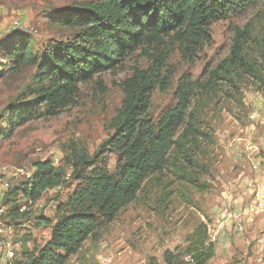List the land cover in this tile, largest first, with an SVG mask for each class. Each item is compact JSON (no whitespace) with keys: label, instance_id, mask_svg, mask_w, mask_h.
I'll use <instances>...</instances> for the list:
<instances>
[{"label":"rangeland","instance_id":"1","mask_svg":"<svg viewBox=\"0 0 264 264\" xmlns=\"http://www.w3.org/2000/svg\"><path fill=\"white\" fill-rule=\"evenodd\" d=\"M97 1L0 0V244L11 242L12 264L32 263V256L51 236L52 226L44 225V219L55 224L70 213L67 204L87 186L86 175L95 168L116 172L122 157L107 141L115 133L122 108V84L136 70H148L153 64L139 50L115 71L80 85L74 103L58 116L47 117L41 111L26 122L14 119L17 109L26 113L35 99V76L45 54L65 47L80 33L61 26L58 17ZM237 31L247 34L240 62L233 64ZM23 37L30 43L34 62L16 67L4 46ZM150 52L160 55L163 64L152 79L146 126L157 135L161 123L175 112L190 126L168 134L162 148L150 150L156 153L153 161L158 159L160 170L147 175L136 199L111 223L99 219L98 241L85 242L67 264H102L105 258L109 264H167L168 250L188 261L187 238L202 223L208 225L215 245V257L208 264L250 263L252 246L244 251L233 242L237 251L226 258L223 232H216L225 203L233 202L241 211L237 194L245 191L246 181L251 182L244 193L252 201L256 175L264 166V0H251L241 12L212 24L202 38L172 34ZM97 152L96 166L80 165L75 173L71 164L75 155L92 159ZM47 160L64 170L65 179L57 188L43 191L42 209L25 193L7 199ZM4 168L24 175L14 180ZM256 217L247 219L245 226Z\"/></svg>","mask_w":264,"mask_h":264},{"label":"trees","instance_id":"2","mask_svg":"<svg viewBox=\"0 0 264 264\" xmlns=\"http://www.w3.org/2000/svg\"><path fill=\"white\" fill-rule=\"evenodd\" d=\"M251 0H98L95 3L68 9L58 17L61 26L79 29L73 42L56 51H48L38 64L35 76V99L25 113L19 108L14 119L20 122L33 119L44 111V116L56 117L74 103L79 86L95 76L115 71L128 57L139 50L153 60L148 70H136L122 84L124 100L118 112L113 148L121 154V162L114 174L104 168H95L84 181L87 186L78 189L67 204L68 215L51 224L48 242L31 264H67L88 240L98 241L99 219L106 224L133 202L147 175L160 170L158 159L153 161V148H162L168 134H175L185 125L176 112L161 123V132L155 134L146 126L153 93V77L163 64L160 55L150 50L159 46L172 34L192 33L202 38L208 28L231 13L244 10ZM247 31H237L233 48V64L240 62ZM8 59L16 67L34 62L30 43L20 39L4 46ZM222 68V66L220 67ZM26 114V115H24ZM14 120V121H15ZM12 121L10 126L16 125ZM99 153L71 161L75 173L80 165L93 168L99 163ZM70 163V161L68 160ZM65 179L62 168H55L47 160L37 166L31 180L21 183L6 196L25 193L34 203L47 189L60 186ZM10 191V190H9ZM187 261L172 251H166L167 264H208L215 257V245L210 241L208 225L200 224L187 238Z\"/></svg>","mask_w":264,"mask_h":264},{"label":"built area","instance_id":"3","mask_svg":"<svg viewBox=\"0 0 264 264\" xmlns=\"http://www.w3.org/2000/svg\"><path fill=\"white\" fill-rule=\"evenodd\" d=\"M17 28H21L18 22H15ZM4 174L14 180L20 179L24 173L20 170L11 171L8 168H4ZM261 180H257L254 186V196L252 201L245 205L241 211L235 208L233 202H227L224 204L217 221V232L216 235L220 234L228 224L232 226L236 233H244L246 230L245 221L249 218L256 217L257 215L264 214V166L261 171ZM27 180H31L32 175H27ZM6 190L10 189V179L4 184ZM39 209L43 208L42 200L35 203ZM0 233L2 230L0 229ZM11 243L3 241L0 244V264H12L15 259L14 252L11 250ZM109 259H103L102 264H109Z\"/></svg>","mask_w":264,"mask_h":264},{"label":"crops","instance_id":"4","mask_svg":"<svg viewBox=\"0 0 264 264\" xmlns=\"http://www.w3.org/2000/svg\"><path fill=\"white\" fill-rule=\"evenodd\" d=\"M257 180H261V173L259 175H256ZM251 182V181H250ZM250 182H245V191L247 190L248 186L250 185ZM240 191L237 194L238 200H242V205L239 204V209H242L245 205H247L250 202L251 197L248 195V193ZM247 192V191H246ZM250 197V199L248 198ZM249 199V200H248ZM226 229V230H225ZM221 233L223 236L220 238L221 244H224V247L219 245V250L222 247V250L224 249V252H226V258H230V256L233 255V253L237 250L233 247V242L238 243V246H240L244 251H248V248L251 246L253 247L252 250L255 252L254 257L250 258V263L241 262L240 264H264V216L256 217L253 221H249L246 225V232L243 234H238L234 231L232 226L228 224ZM233 234V235H232ZM234 237V238H232ZM7 242H10L9 240H6ZM11 243V242H10ZM229 244V245H228Z\"/></svg>","mask_w":264,"mask_h":264}]
</instances>
